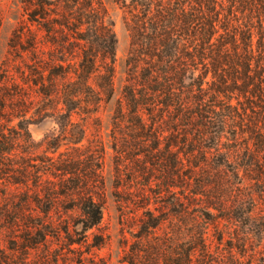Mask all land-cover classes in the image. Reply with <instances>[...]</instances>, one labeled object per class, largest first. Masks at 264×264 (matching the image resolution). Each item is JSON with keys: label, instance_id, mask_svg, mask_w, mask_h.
Wrapping results in <instances>:
<instances>
[{"label": "trees", "instance_id": "16d2710c", "mask_svg": "<svg viewBox=\"0 0 264 264\" xmlns=\"http://www.w3.org/2000/svg\"><path fill=\"white\" fill-rule=\"evenodd\" d=\"M110 1L129 38L118 90L104 0H17L0 264H108V182L123 263L264 264V0ZM46 117L56 132L37 142Z\"/></svg>", "mask_w": 264, "mask_h": 264}, {"label": "rangeland", "instance_id": "374dc122", "mask_svg": "<svg viewBox=\"0 0 264 264\" xmlns=\"http://www.w3.org/2000/svg\"><path fill=\"white\" fill-rule=\"evenodd\" d=\"M109 19L113 22L114 31L116 34L115 44V87L118 90L124 76V60L129 48L128 34L123 25L122 11L116 7L110 0H104ZM0 9L2 10V23L0 25V65L1 61L7 53V43L16 22V18L20 14V9L17 6V0H0ZM110 111L107 107L102 112L103 119V137L107 142L106 126ZM57 126L54 120L46 117L39 122L30 123L28 130L32 138L39 142L45 136H51L56 132ZM111 161V151L107 149L105 155V174L109 178V169ZM107 202L103 210V220L101 223L102 230L108 235L107 244L97 253L104 257L108 264H126L121 261L123 255L124 244L122 243V229L120 224V215L117 210V205L110 194L109 182L107 185ZM124 235L130 239L128 232L124 230ZM127 248V247H126Z\"/></svg>", "mask_w": 264, "mask_h": 264}]
</instances>
